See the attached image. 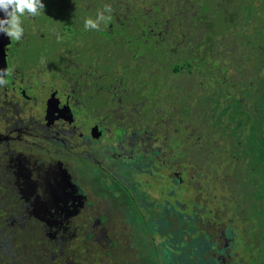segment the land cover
I'll return each mask as SVG.
<instances>
[{
	"label": "flooded vegetation",
	"instance_id": "obj_1",
	"mask_svg": "<svg viewBox=\"0 0 264 264\" xmlns=\"http://www.w3.org/2000/svg\"><path fill=\"white\" fill-rule=\"evenodd\" d=\"M42 2L0 34V264H91L112 220L147 264H201L204 236L208 264H264V126L233 116L264 94V0Z\"/></svg>",
	"mask_w": 264,
	"mask_h": 264
},
{
	"label": "clouds",
	"instance_id": "obj_2",
	"mask_svg": "<svg viewBox=\"0 0 264 264\" xmlns=\"http://www.w3.org/2000/svg\"><path fill=\"white\" fill-rule=\"evenodd\" d=\"M44 8L42 0H0V12L3 13V18H0V34L7 36L10 40H21L24 35L21 17L38 16ZM112 11L110 5H105L103 11L97 13L96 19L87 18L85 20V28L98 30L101 22L111 19V16H106L105 13ZM11 75L10 69L0 68V86H6L8 83L6 77Z\"/></svg>",
	"mask_w": 264,
	"mask_h": 264
},
{
	"label": "rangeland",
	"instance_id": "obj_3",
	"mask_svg": "<svg viewBox=\"0 0 264 264\" xmlns=\"http://www.w3.org/2000/svg\"><path fill=\"white\" fill-rule=\"evenodd\" d=\"M256 63L257 61L251 62V76L249 78L251 82H254V84L258 82V79L262 76V73H263L261 72L259 76L253 74L254 71L252 70H253V67L256 65ZM232 79L235 80L236 76H233ZM261 87L264 89V85ZM256 88H259V87L257 86ZM256 94H253L252 96ZM250 188H253L252 184L249 185V189ZM227 189L228 187L224 188L223 186L219 185V189L216 191V194L226 195ZM188 195L193 197L192 190L188 192ZM206 202H208L207 207L209 209L210 207L212 209L217 207L209 203V198L206 200ZM107 228H109L114 234H117V253H114V250H111V249L110 251H106V252L105 251L103 252L101 249H98L95 252H89L90 254L89 261L91 262V264H107L108 262L110 261L113 262L114 260H117V264H147L148 260H146V257H147L148 250L144 249L140 245L138 240L136 242L131 233H129L130 235L126 236L125 232L122 231V229L117 230V228H121V227L119 225L117 226V221L115 220H112L110 222V227H107ZM113 238L114 236L109 237L110 240H113ZM88 243L89 245H93L92 242H88ZM107 244H109L108 240H107Z\"/></svg>",
	"mask_w": 264,
	"mask_h": 264
},
{
	"label": "trees",
	"instance_id": "obj_4",
	"mask_svg": "<svg viewBox=\"0 0 264 264\" xmlns=\"http://www.w3.org/2000/svg\"><path fill=\"white\" fill-rule=\"evenodd\" d=\"M253 94H256V93L250 94V100H251L250 107L244 109V112L242 110V112H240V114H238V112H237L239 110H236V109L234 110V113H233L235 120L236 119L239 120V125L245 119L248 122H250V128H251L250 130L252 133L258 132L260 124H262L264 126V101L262 100L264 94H262L263 96H261V93H258L256 95L252 96ZM239 104H241V103H239ZM260 146H261V144H260ZM179 219H182V217L179 216ZM192 225H193V220L189 221V223L187 222L185 228L186 229L191 228ZM177 228H180V226H178ZM207 238H208L207 236H204L203 239H201V241L199 242L200 244H202V248L205 247L206 245H208L206 243ZM174 239H176V237ZM196 241L198 243L199 240L197 239ZM176 244H180V242L176 241ZM186 244H194V242L192 240H189L186 242ZM202 248H201V250H198L199 252H197L198 254H200L202 252L201 257L199 259V263L208 264L209 263V257H204V254L206 253V251H203ZM183 254L185 255L186 260H188L190 258L188 252H184ZM160 255L162 256L163 254H160ZM165 260L172 262V261L181 260V257L176 252L168 251L167 252V259L165 258Z\"/></svg>",
	"mask_w": 264,
	"mask_h": 264
}]
</instances>
